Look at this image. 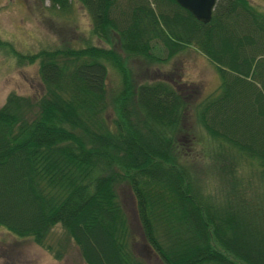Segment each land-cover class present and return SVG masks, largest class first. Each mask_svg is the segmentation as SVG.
<instances>
[{
	"label": "trees",
	"instance_id": "trees-1",
	"mask_svg": "<svg viewBox=\"0 0 264 264\" xmlns=\"http://www.w3.org/2000/svg\"><path fill=\"white\" fill-rule=\"evenodd\" d=\"M79 1L90 33L125 57L95 43L18 53L39 58L42 91H9L0 105V226L53 250L46 236L58 222L87 264H149L131 242L116 188L125 180L161 264H264V10L215 0L201 21L176 0ZM70 4L48 7L62 12ZM189 44L220 78L196 103L198 122L249 158L257 181L229 175L230 159L229 186L209 191L175 144L186 104L177 82L131 77L126 57L158 58L160 45L166 59ZM107 60L120 82L110 94Z\"/></svg>",
	"mask_w": 264,
	"mask_h": 264
},
{
	"label": "rangeland",
	"instance_id": "rangeland-1",
	"mask_svg": "<svg viewBox=\"0 0 264 264\" xmlns=\"http://www.w3.org/2000/svg\"><path fill=\"white\" fill-rule=\"evenodd\" d=\"M264 10V0H249ZM49 0H0V105L9 91L38 95L42 83L38 72V57L29 59V54L43 47H54L65 43L75 46L95 43L112 48L125 55L118 44H109L90 33V16L79 0H71L66 11H55L48 7ZM158 58L141 55L126 57V65L134 82L143 79L165 78L177 82L185 95L183 127L175 144L179 143L181 161L190 164L206 188L212 192L226 189V170L229 160L237 178L257 181L253 174L255 164L210 137L195 115L196 103L215 91L220 78L214 62L194 44H189L169 58L157 47ZM27 54L23 58L18 53ZM161 52V55H160ZM119 72L107 60L106 90L113 93L119 86ZM112 113L111 105L108 106ZM188 145V146H187ZM119 199L131 224V242L140 246L141 255L149 264H161L158 256L144 241L136 215L134 196L127 181L116 185ZM176 220V219H174ZM52 249L35 242L31 236L13 234L0 226V264H87L81 257L77 245L67 235L60 223L51 226L46 236ZM60 250V256L54 252Z\"/></svg>",
	"mask_w": 264,
	"mask_h": 264
},
{
	"label": "water",
	"instance_id": "water-1",
	"mask_svg": "<svg viewBox=\"0 0 264 264\" xmlns=\"http://www.w3.org/2000/svg\"><path fill=\"white\" fill-rule=\"evenodd\" d=\"M201 21L210 19L215 0H176Z\"/></svg>",
	"mask_w": 264,
	"mask_h": 264
}]
</instances>
